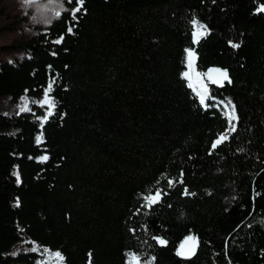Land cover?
I'll use <instances>...</instances> for the list:
<instances>
[{
  "label": "trees",
  "instance_id": "1",
  "mask_svg": "<svg viewBox=\"0 0 264 264\" xmlns=\"http://www.w3.org/2000/svg\"><path fill=\"white\" fill-rule=\"evenodd\" d=\"M261 4L64 0L60 16L7 46L17 54L0 61V98L32 102L0 114V264H50L22 250L34 245L63 264H129L130 253L143 264H264ZM193 17L209 30L197 44ZM187 48L196 51L191 78L218 66L232 83L203 76L207 93L189 87ZM53 80L56 106L41 128L48 106L37 102ZM229 99L236 131L212 150L229 127L216 105ZM157 189L149 208L144 196ZM189 236L197 251L181 258Z\"/></svg>",
  "mask_w": 264,
  "mask_h": 264
},
{
  "label": "snow or ice",
  "instance_id": "2",
  "mask_svg": "<svg viewBox=\"0 0 264 264\" xmlns=\"http://www.w3.org/2000/svg\"><path fill=\"white\" fill-rule=\"evenodd\" d=\"M23 2L25 4H27L30 2V0H23ZM69 2H71V0H69ZM76 2L79 6H82L84 3V0H76ZM213 2H215V0H213ZM79 11H80V7L73 9L72 10L73 17H75L76 13H78ZM256 12L257 13L264 12V4H261L258 8H256ZM55 15L60 16L61 13L58 11L55 13ZM190 23H191L192 28H193V31H192L193 44H197L200 42L201 39H203L204 37H206L209 34V30L207 28V25L198 21L195 17H193V19L190 21ZM67 31L69 33H71L73 31V29L71 27H69ZM63 39H64V37L62 35L59 39L54 41V43L59 44V43H61V41ZM229 44L233 48H239L240 47V44L233 43L231 41H229ZM185 53H186V66L189 69V71H185L181 75H182V77L189 78L191 80L190 73L194 69V64H195V59H196V51L194 48H187V49H185ZM194 74L196 77V82L200 83V86L205 93H207V91H208L207 85H205L201 82V77H203L205 75L208 76V78L212 84L222 86L225 81L228 82L229 84L232 83L227 69L213 68V69H209L207 73L195 72ZM54 83H55L54 80L49 82L48 86L44 89L43 98L37 102V103H39V105L41 107H43L45 105L48 106V111L46 112L45 116L37 117V119L41 121V128L43 127V122L46 121L53 114V110L55 109V106H56L55 101L53 100V98L50 95V93L53 89ZM188 86L193 87V84L189 83ZM21 99L25 102L20 107V112L29 111L30 109H29V105L27 103L26 98L21 97ZM205 99H206L205 95H200V103L201 104L205 103ZM221 103H223V101H221ZM228 106H231V107H230L229 111L225 112V115L228 118L229 127L225 130L224 133L219 134L217 139H215L212 142V145H211L212 150L216 149L218 145L227 141L229 139V134L236 131V125L233 123V121L238 120V116L236 115L235 105L232 104V101L230 99L227 102L226 108ZM35 141H36L37 145H39L43 142V132H41L39 135L36 136ZM38 159H40L41 161H45L48 159V157L47 156H41ZM182 177H183V172H181V178L179 180L180 183H183ZM168 184H169V187H172L174 185V181L169 180ZM183 195H195V193H191V192H189V190L187 188H185ZM160 199H161V192L158 189L156 190L155 194H149L147 196H144L146 206L149 208L152 205L157 204ZM153 239L156 240L157 243L160 245H165L167 243V241L161 237L154 236ZM185 241H186V243L181 244V246L177 250L176 254L178 256L187 258V257H190V256L195 254V250H196L198 242H197L196 238L192 237V236L186 237ZM36 250H37L36 248L32 249V251H36ZM45 251H47V250H45ZM55 255L62 259V256L60 253L57 252V253H55ZM139 260H140V258L138 256H136L135 254H130L129 264H139ZM152 260H155V257H152ZM146 264H151V262L150 261L146 262Z\"/></svg>",
  "mask_w": 264,
  "mask_h": 264
},
{
  "label": "rangeland",
  "instance_id": "3",
  "mask_svg": "<svg viewBox=\"0 0 264 264\" xmlns=\"http://www.w3.org/2000/svg\"><path fill=\"white\" fill-rule=\"evenodd\" d=\"M65 9L64 0H30L25 4L23 0H0V61L9 60L17 54V50L13 47H7L9 45H17L19 42L24 41L31 33L33 29L46 27L52 20L58 16L56 12L63 11ZM186 71H189L187 68ZM189 83L193 84L194 89L198 93H204L200 84L196 82V78L189 79ZM29 105L32 102V98L25 97ZM8 97L0 98V114L11 115L20 112V106H13ZM227 101L218 102L216 106L222 109L225 115L226 111L230 110L231 106L226 108ZM36 248L41 255V262L50 264H63L62 259L57 257L56 251L49 250L48 248H38L36 245L32 247H23L24 251H32ZM47 250V251H45ZM133 254V253H130ZM130 254H128V262L130 260ZM139 264H143L139 261Z\"/></svg>",
  "mask_w": 264,
  "mask_h": 264
},
{
  "label": "water",
  "instance_id": "4",
  "mask_svg": "<svg viewBox=\"0 0 264 264\" xmlns=\"http://www.w3.org/2000/svg\"><path fill=\"white\" fill-rule=\"evenodd\" d=\"M213 68H218V69H222V68H220V67H218V66H211V67H209L207 70H206V72L205 73H207L208 72V70L209 69H213ZM205 78L211 83V81L209 80V78H208V76L207 75H205ZM224 83H226V81L224 82ZM223 83V84H224ZM218 86H220V85H218ZM192 237H195L196 238V240H197V247H196V250H195V253H196V251H197V248H198V245H199V239H198V237H196V236H192ZM182 243H186V241H185V239L180 243V245H179V247H178V249L180 248V246H181V244ZM177 249V250H178ZM195 255V254H194ZM194 255H192V256H190V257H187V258H185V257H181V256H179V257H181V258H185V259H189V258H192Z\"/></svg>",
  "mask_w": 264,
  "mask_h": 264
}]
</instances>
